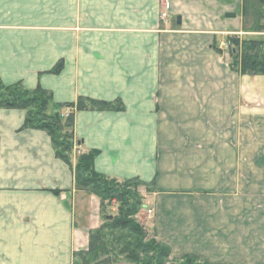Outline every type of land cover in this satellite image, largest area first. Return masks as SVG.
Returning a JSON list of instances; mask_svg holds the SVG:
<instances>
[{
  "label": "crops",
  "instance_id": "1",
  "mask_svg": "<svg viewBox=\"0 0 264 264\" xmlns=\"http://www.w3.org/2000/svg\"><path fill=\"white\" fill-rule=\"evenodd\" d=\"M236 5L0 0L4 86L41 87L54 106H123L75 113L73 169L47 133L22 130L25 111L0 109V264H74L88 250L103 224L101 200L78 188L75 168L90 152L97 174L149 190L143 210L173 260L264 264V197L245 198L264 177V77L233 72L213 48L238 32ZM60 62L62 72L51 74Z\"/></svg>",
  "mask_w": 264,
  "mask_h": 264
},
{
  "label": "trees",
  "instance_id": "2",
  "mask_svg": "<svg viewBox=\"0 0 264 264\" xmlns=\"http://www.w3.org/2000/svg\"><path fill=\"white\" fill-rule=\"evenodd\" d=\"M264 9V0H259ZM259 28H264L259 22ZM215 51L224 55L216 43ZM227 51L231 60L230 69L242 76L264 77V40L242 41L238 36L227 39ZM64 64L58 63L50 72L58 75ZM52 94L41 87L30 91L18 84L6 87L0 82V109L22 110L26 118L22 130L43 131L49 135L58 159L71 169V153L75 145V113L88 110L122 111L120 102L106 103L80 99L77 104L54 106ZM97 152L79 156L75 168V181L79 189L85 190L101 200L102 226L90 233L87 251L75 254L74 264H110L112 257L125 256L133 264H210L195 256L186 255L175 261L171 249L149 234L134 220L144 207L137 193L140 182L117 183L94 171ZM131 187L134 190H131ZM59 195V192H54ZM119 205L116 217L107 214V208Z\"/></svg>",
  "mask_w": 264,
  "mask_h": 264
},
{
  "label": "rangeland",
  "instance_id": "3",
  "mask_svg": "<svg viewBox=\"0 0 264 264\" xmlns=\"http://www.w3.org/2000/svg\"><path fill=\"white\" fill-rule=\"evenodd\" d=\"M232 2H237L236 7L234 6V11H236L237 17L232 21L233 23V28L232 31H238L237 33H233V34H229V35H222V37L220 38V40H218L219 43H216V45H218V47L223 50L224 52V58L226 56L225 59H228V63L230 65L231 60L228 54V49H227V36H238V38H240L242 41L244 40H253V41H263L264 40V28H259L260 26V21H261V25H264V9L263 7H261V5L259 4V0H232ZM239 7V9H237ZM231 10V9H229ZM235 14V15H236ZM223 26L225 27H229L227 25H225V23H223ZM220 45V46H219ZM22 111V110H20ZM261 128H257L255 126L254 131H255V138H254V142H255V146H254V153L257 154V157L255 158V160L258 162L259 158H261L262 154H261V141H263V139H261ZM32 130V129H29ZM259 130V131H258ZM264 143V141H263ZM262 143V145H263ZM260 148V149H259ZM264 154V153H263ZM259 164V166L257 165ZM255 164V167H261L260 163ZM259 174H262V172H260ZM263 176L262 175H257L254 181V184L252 186V191L251 193L249 192L247 194H250L248 200H253V202L257 203V201L261 200L262 197H264V188H262L261 186V182L263 181ZM142 186H139L136 190L138 195L140 196L139 198H142V204L143 203V195L142 193L145 192H149V190H144ZM142 188V189H141ZM131 190H134L133 187H131ZM145 191V192H144ZM250 191V190H249ZM243 205H239V210L238 212H241V208ZM118 208L119 205H113V207H109V209L107 208V214L109 216H113L116 217L118 215ZM144 208H142L139 213L137 214V216L135 217L134 220H136L135 222L137 224H139L143 229L146 230V232H148L147 234H149V239H146L147 241H149L153 236L154 232L151 226V221L148 220V216H150L149 214H147L146 210H143ZM260 209V207H259ZM264 209V208H263ZM110 264H133V263H129L128 261H126L125 256H118L117 258H113L111 259V263Z\"/></svg>",
  "mask_w": 264,
  "mask_h": 264
},
{
  "label": "built area",
  "instance_id": "4",
  "mask_svg": "<svg viewBox=\"0 0 264 264\" xmlns=\"http://www.w3.org/2000/svg\"><path fill=\"white\" fill-rule=\"evenodd\" d=\"M168 12H169V11L167 10L166 12H164V13L161 14V20L166 21V20L168 19V17H169ZM115 204H116V203L113 202V205H115ZM147 214L150 215V216H148V218H151V216L153 215L152 211H150V210L147 212Z\"/></svg>",
  "mask_w": 264,
  "mask_h": 264
},
{
  "label": "water",
  "instance_id": "5",
  "mask_svg": "<svg viewBox=\"0 0 264 264\" xmlns=\"http://www.w3.org/2000/svg\"><path fill=\"white\" fill-rule=\"evenodd\" d=\"M229 18H233L234 16L233 15H228ZM178 25H181V19L179 18L178 19Z\"/></svg>",
  "mask_w": 264,
  "mask_h": 264
}]
</instances>
